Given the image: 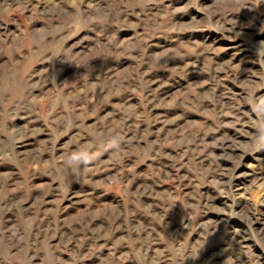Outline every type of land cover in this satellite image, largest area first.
<instances>
[{
	"label": "rangeland",
	"instance_id": "rangeland-1",
	"mask_svg": "<svg viewBox=\"0 0 264 264\" xmlns=\"http://www.w3.org/2000/svg\"><path fill=\"white\" fill-rule=\"evenodd\" d=\"M0 264H264V0H0Z\"/></svg>",
	"mask_w": 264,
	"mask_h": 264
}]
</instances>
